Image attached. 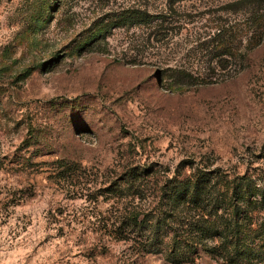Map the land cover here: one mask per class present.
Instances as JSON below:
<instances>
[{
	"label": "rangeland",
	"instance_id": "374dc122",
	"mask_svg": "<svg viewBox=\"0 0 264 264\" xmlns=\"http://www.w3.org/2000/svg\"><path fill=\"white\" fill-rule=\"evenodd\" d=\"M222 27L249 65L172 83ZM205 164L264 175V0H0V264H173L191 241L127 216Z\"/></svg>",
	"mask_w": 264,
	"mask_h": 264
},
{
	"label": "trees",
	"instance_id": "16d2710c",
	"mask_svg": "<svg viewBox=\"0 0 264 264\" xmlns=\"http://www.w3.org/2000/svg\"><path fill=\"white\" fill-rule=\"evenodd\" d=\"M150 19L144 13L141 21ZM231 31L219 28L213 41L200 48L198 54L192 55V60L205 63L201 70H195L193 66L172 70L168 67L172 71L171 82L196 87L217 79L225 80L248 66V52L259 43L260 38L240 46L234 42L235 33ZM231 66L234 67L232 74ZM263 183L264 175L259 177L247 170L241 172L205 164L200 168L195 167L185 177L175 176L159 185V200L162 198L167 201L164 210L155 209L140 219L137 212L127 217L129 221L137 224L140 222L143 229L153 232H159L163 226L170 227L175 244L184 238L191 241L188 254L175 256L173 264H179L182 260L193 262V257L200 250H205L212 258L224 264H264ZM172 200L174 202L171 203ZM182 205L197 210L198 217L181 224L177 220V213L179 208H183ZM114 233L126 239L132 230L117 228ZM146 245L142 251H148ZM175 247H171V253H175Z\"/></svg>",
	"mask_w": 264,
	"mask_h": 264
}]
</instances>
